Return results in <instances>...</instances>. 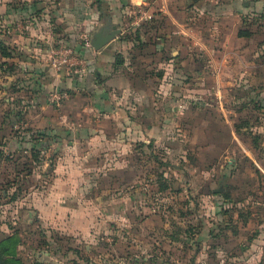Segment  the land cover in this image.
Returning a JSON list of instances; mask_svg holds the SVG:
<instances>
[{"label":"rangeland","instance_id":"rangeland-1","mask_svg":"<svg viewBox=\"0 0 264 264\" xmlns=\"http://www.w3.org/2000/svg\"><path fill=\"white\" fill-rule=\"evenodd\" d=\"M207 8L186 13V25L214 29L224 21ZM258 12L245 20L252 37L230 52L232 75L222 91L193 75V58L210 69L209 40L202 46L185 40L186 89L174 83L170 94L185 105L173 116L178 123L167 141L137 144L138 160L125 164L137 162L139 172L100 174L104 187L92 188L88 198L95 203L84 206L93 218L76 230L50 220L48 207L38 209L39 198L22 187L46 163L37 182L41 191L49 184L52 176H43L51 175L49 145L6 149L10 126L0 121V263L264 264V11ZM219 46L212 52L221 58ZM101 193L104 205L96 204ZM139 193L146 197L138 206Z\"/></svg>","mask_w":264,"mask_h":264},{"label":"crops","instance_id":"crops-1","mask_svg":"<svg viewBox=\"0 0 264 264\" xmlns=\"http://www.w3.org/2000/svg\"><path fill=\"white\" fill-rule=\"evenodd\" d=\"M187 1L0 0V98L5 96L0 121L10 126L4 142L13 151L48 142L54 158L51 175L43 176L52 179L41 191L37 181L48 164H39L22 187L33 190L36 207L47 206L53 222L67 221L73 231L92 219L84 206L95 203L88 198L92 188L104 187L100 174L139 172L137 162L125 164L128 157L138 160L137 144L167 141L171 125L178 123L174 114L185 108L170 94L174 83L177 91L186 89V39L210 44L208 73L193 58V75L208 78L214 92L226 87L230 52L252 37L251 27V36L239 32L247 29L245 20L264 11V0H191L193 6ZM205 7L225 15L224 21L214 29L187 26L185 14ZM115 27L120 31L100 49L80 38L87 33L92 43L96 32ZM60 44L80 51L88 63L85 72L51 68L46 55ZM217 45L221 58L218 49L212 52ZM56 90L69 93L61 107L51 101ZM14 128L21 130L15 134ZM133 197L141 202L140 193ZM96 198V204H105L102 193ZM101 211L105 216V208Z\"/></svg>","mask_w":264,"mask_h":264},{"label":"built area","instance_id":"built-area-1","mask_svg":"<svg viewBox=\"0 0 264 264\" xmlns=\"http://www.w3.org/2000/svg\"><path fill=\"white\" fill-rule=\"evenodd\" d=\"M80 38L84 43L92 44L91 38L87 33L80 34ZM46 60L56 73L85 72L88 66L86 58L80 51L76 47L67 44L52 46L46 55ZM68 96L69 93L67 91L56 90L52 94L51 101L57 107H61Z\"/></svg>","mask_w":264,"mask_h":264},{"label":"water","instance_id":"water-1","mask_svg":"<svg viewBox=\"0 0 264 264\" xmlns=\"http://www.w3.org/2000/svg\"><path fill=\"white\" fill-rule=\"evenodd\" d=\"M116 27L111 32H105V29L100 30L94 34V38L92 40V45L96 49L102 48L105 44H107L110 40L114 38V36L119 32Z\"/></svg>","mask_w":264,"mask_h":264},{"label":"trees","instance_id":"trees-1","mask_svg":"<svg viewBox=\"0 0 264 264\" xmlns=\"http://www.w3.org/2000/svg\"><path fill=\"white\" fill-rule=\"evenodd\" d=\"M251 34L252 33L247 29L246 30H240V32H239V35H241V36L242 35L251 36ZM3 53H4V55H9V53L6 51H4ZM45 144H48V142H45ZM144 197H146V193H145V195L140 194V198L138 199V201L144 199ZM138 205H141V202H139ZM5 261H6V264H19L18 260H15V258H8ZM0 264H2V263H0Z\"/></svg>","mask_w":264,"mask_h":264}]
</instances>
